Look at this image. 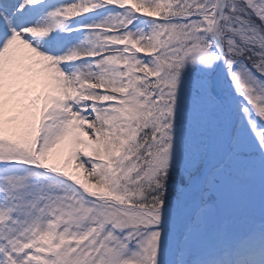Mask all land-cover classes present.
Here are the masks:
<instances>
[{
    "label": "snow or ice",
    "instance_id": "6c2138e0",
    "mask_svg": "<svg viewBox=\"0 0 264 264\" xmlns=\"http://www.w3.org/2000/svg\"><path fill=\"white\" fill-rule=\"evenodd\" d=\"M0 264H264V0H0Z\"/></svg>",
    "mask_w": 264,
    "mask_h": 264
}]
</instances>
